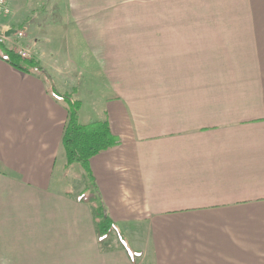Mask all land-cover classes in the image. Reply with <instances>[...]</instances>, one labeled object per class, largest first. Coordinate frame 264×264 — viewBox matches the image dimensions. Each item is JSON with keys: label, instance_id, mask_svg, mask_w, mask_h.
Segmentation results:
<instances>
[{"label": "crops", "instance_id": "1", "mask_svg": "<svg viewBox=\"0 0 264 264\" xmlns=\"http://www.w3.org/2000/svg\"><path fill=\"white\" fill-rule=\"evenodd\" d=\"M8 2L0 264H264V0ZM60 96L117 143L69 163Z\"/></svg>", "mask_w": 264, "mask_h": 264}, {"label": "trees", "instance_id": "2", "mask_svg": "<svg viewBox=\"0 0 264 264\" xmlns=\"http://www.w3.org/2000/svg\"><path fill=\"white\" fill-rule=\"evenodd\" d=\"M0 49L4 53V59L13 66L25 71H43L37 60L22 58L5 43H0ZM60 97L70 110L63 137L69 163L86 164L94 155L117 143L107 121L81 124L78 120V101ZM106 235L108 234L102 236Z\"/></svg>", "mask_w": 264, "mask_h": 264}, {"label": "rangeland", "instance_id": "3", "mask_svg": "<svg viewBox=\"0 0 264 264\" xmlns=\"http://www.w3.org/2000/svg\"><path fill=\"white\" fill-rule=\"evenodd\" d=\"M19 4L23 8V13H24V11L27 8L31 9V11H30V13L28 15L23 16L22 23H24L25 26H26V23H29L31 21H35L36 20L35 22H37V21L43 19L44 14L43 13H39L41 11L38 10V8H39L38 0H19ZM11 15L12 14H10L7 17H10ZM3 17H5V16H3ZM18 23L16 24V29L17 30H23L24 32H26V30L22 29V25L21 24H18ZM20 23H21V21H20ZM42 23H44V22H42ZM5 34L6 33L4 32V35ZM6 36L9 37V35H7V34H6ZM26 36H27V32L25 33V36L22 37V38L13 36V37L9 38L5 42V44L10 49H12L14 52H19L20 50H24V51L29 52L30 53V57H28L27 59H30V58H32L34 56L35 49H34V47H33V49H32V47H29L30 48L29 49V48H26V47L24 48V47L21 46V44H24V42H25L26 45H28L27 44V41H26L27 40V37ZM50 44L52 46V43H50ZM87 108L90 109V106H87Z\"/></svg>", "mask_w": 264, "mask_h": 264}, {"label": "built area", "instance_id": "4", "mask_svg": "<svg viewBox=\"0 0 264 264\" xmlns=\"http://www.w3.org/2000/svg\"><path fill=\"white\" fill-rule=\"evenodd\" d=\"M12 13V9L9 5L8 0H0V15L2 16H9ZM25 33L23 30H17L15 31V37H24ZM10 37L4 35V32L0 31V43H5ZM19 54L22 58L27 59L30 57V53L24 50H20L19 52H16Z\"/></svg>", "mask_w": 264, "mask_h": 264}]
</instances>
